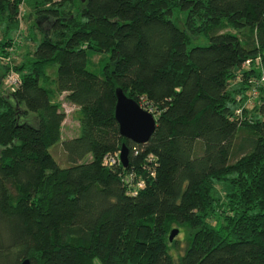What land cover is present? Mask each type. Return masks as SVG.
<instances>
[{
    "label": "trees",
    "instance_id": "16d2710c",
    "mask_svg": "<svg viewBox=\"0 0 264 264\" xmlns=\"http://www.w3.org/2000/svg\"><path fill=\"white\" fill-rule=\"evenodd\" d=\"M22 17L41 37L15 60ZM262 73L264 0H0V264H264ZM116 87L156 117L144 142Z\"/></svg>",
    "mask_w": 264,
    "mask_h": 264
},
{
    "label": "rangeland",
    "instance_id": "374dc122",
    "mask_svg": "<svg viewBox=\"0 0 264 264\" xmlns=\"http://www.w3.org/2000/svg\"><path fill=\"white\" fill-rule=\"evenodd\" d=\"M21 9H24V14L27 11V7L25 5L22 4ZM24 17H22L20 19V25H19V31L18 33L16 32L15 35L17 34L18 36L15 37V41H16V47L13 49L15 52V60L19 59L20 54L22 53L23 50L27 47V45L30 46V48H32L35 43L39 40V38L41 37V31L38 27L36 26H30L32 20H25L23 19ZM176 21L181 24V15L179 14L178 16L175 17ZM27 26V28H26ZM45 25H41L40 28L43 30ZM28 29V30H27ZM32 31V32H31ZM34 34L35 37H33L32 35ZM29 36H32L31 38ZM207 42V38L205 35L200 34V35H196L193 36L189 43V45L192 44H204ZM104 53H95L92 56H89V60L86 64V67L94 72H96L97 74H99L100 72V64L101 62H97V60L99 59V56H103ZM6 85V84H5ZM8 86V85H7ZM251 106V102L249 103V106ZM61 108L64 111V118L62 120V126L60 129V138H63L65 136H72L74 134H77L79 132V125H78V121L76 119V110L73 104L69 103L68 101H66L63 97L61 98ZM49 151L53 154V156L56 158L57 162L60 165H64V154L63 151L61 149V145L59 142H56L52 145L49 146ZM177 238H181V233H177L176 234ZM182 240L180 239L178 241V244L182 245ZM96 264H98L96 262Z\"/></svg>",
    "mask_w": 264,
    "mask_h": 264
},
{
    "label": "water",
    "instance_id": "95a60500",
    "mask_svg": "<svg viewBox=\"0 0 264 264\" xmlns=\"http://www.w3.org/2000/svg\"><path fill=\"white\" fill-rule=\"evenodd\" d=\"M114 93L113 115L118 125L119 134L133 142H144L154 129V115L133 98L125 95L120 87H116ZM127 153L128 148L122 142L118 152V158L122 166L127 165ZM177 230V227H172L168 232V239H171L177 233ZM17 264L33 263L28 257H23Z\"/></svg>",
    "mask_w": 264,
    "mask_h": 264
},
{
    "label": "built area",
    "instance_id": "2783aa9c",
    "mask_svg": "<svg viewBox=\"0 0 264 264\" xmlns=\"http://www.w3.org/2000/svg\"><path fill=\"white\" fill-rule=\"evenodd\" d=\"M245 62H248V60H246ZM264 77V73L261 74L260 78H263ZM17 82V75L13 72H10L6 75L5 77V80H4V83H6V85L8 86H12L14 85L15 83ZM141 105V104H140ZM143 107V105H141ZM144 108V107H143ZM149 110V109H147ZM118 152H119V149L116 150V151H113L111 152L110 154L108 155H105L103 157V162L106 163V164H112L114 162H118L119 161V158H118ZM120 162V161H119ZM133 176V173L131 171L127 172L124 177H123V180L126 182V183H130L128 182V180H131ZM136 186H141L142 185V180H137L135 182ZM134 192V189L132 190Z\"/></svg>",
    "mask_w": 264,
    "mask_h": 264
},
{
    "label": "crops",
    "instance_id": "0c3cea01",
    "mask_svg": "<svg viewBox=\"0 0 264 264\" xmlns=\"http://www.w3.org/2000/svg\"><path fill=\"white\" fill-rule=\"evenodd\" d=\"M64 94H65V92L63 91V92L59 95V97L62 98ZM74 107L76 108L75 105H74ZM61 126H62V122H61ZM60 129H61V127H60ZM74 135H75V134H74ZM65 137H66V136H65ZM67 137H69V136H67Z\"/></svg>",
    "mask_w": 264,
    "mask_h": 264
},
{
    "label": "bare ground",
    "instance_id": "6f19581e",
    "mask_svg": "<svg viewBox=\"0 0 264 264\" xmlns=\"http://www.w3.org/2000/svg\"><path fill=\"white\" fill-rule=\"evenodd\" d=\"M152 114H153V113H152ZM154 117H155V116H154ZM155 120H156V117H155ZM132 178H133V176H132ZM132 178H131V179H132ZM128 182H131V180H128Z\"/></svg>",
    "mask_w": 264,
    "mask_h": 264
}]
</instances>
